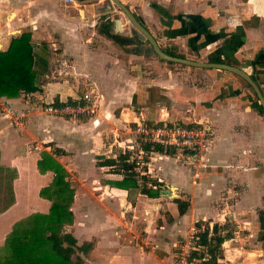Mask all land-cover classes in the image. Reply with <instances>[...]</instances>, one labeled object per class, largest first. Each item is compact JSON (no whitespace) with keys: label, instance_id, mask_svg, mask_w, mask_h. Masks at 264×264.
I'll return each mask as SVG.
<instances>
[{"label":"crops","instance_id":"crops-1","mask_svg":"<svg viewBox=\"0 0 264 264\" xmlns=\"http://www.w3.org/2000/svg\"><path fill=\"white\" fill-rule=\"evenodd\" d=\"M118 1L164 53L237 67L253 77L264 98V0ZM29 3L34 13L27 10L20 19L10 14L11 20L0 24V52L11 39L29 33L40 87L16 98L0 97V167L13 174L8 188L0 186V194L10 196L0 207V224L47 213L50 201L38 193L53 174L40 173L36 162L41 152L57 149L62 154L55 160L66 180L85 182V195L72 198L78 203L75 213L69 208L72 223L63 228L84 248L77 253L82 264H172L195 223L221 226V236L230 234L216 264H264V121L247 85L225 71L159 60L134 30L138 41L117 34L131 27L119 10L121 16L112 18L113 9L97 7L98 14H107L102 26L96 29L94 21L91 28H82L77 21L85 19L84 11L76 0H60L61 9L53 0ZM67 9L77 14L67 20ZM42 12L53 26L43 25L48 19ZM115 19L120 32L114 30ZM79 89L95 96L94 116L72 119L43 111L81 96ZM5 105L22 117L25 130L10 125L1 111ZM162 119L208 128L211 137L202 163L183 166L176 157L150 151V167H143L148 174L131 178L138 185L146 181L174 188L175 196L170 199L165 192L149 199L139 189L116 185L128 173L96 163L127 152L135 124ZM175 199L187 202L184 214H178Z\"/></svg>","mask_w":264,"mask_h":264},{"label":"trees","instance_id":"trees-1","mask_svg":"<svg viewBox=\"0 0 264 264\" xmlns=\"http://www.w3.org/2000/svg\"><path fill=\"white\" fill-rule=\"evenodd\" d=\"M165 54L176 58V56ZM34 58L29 33H22L19 38L10 40L6 51L0 52V97L16 98L22 93L28 94L40 90L33 67ZM210 62L222 64L218 59L210 60ZM80 91L78 90L81 95ZM66 101L70 103L71 99ZM259 110L262 114L260 108ZM145 124L151 125L150 122ZM142 149L146 153L155 151L169 156L173 153L162 151L159 147L150 148L148 145L142 146ZM61 154V151L57 149H52L51 154L40 153V159L36 162L38 171L43 173L47 170L53 174L50 184L38 193L39 197L50 201L49 209L46 214H32L12 226L2 247L0 264H82L77 253L83 252L84 248L77 247L71 235L63 231V228L71 225L73 220L69 210L73 191L66 180L67 175L64 169L55 160V157ZM98 160L101 161L96 163L97 166L119 169L125 174L134 168L127 152H120L115 158L100 157ZM127 175L116 185L124 189H139V193L149 199L158 197L159 183L152 182L150 186L153 188H150L147 183L138 185L131 175ZM173 203L176 205L178 214H184L187 202L175 199ZM195 225L198 224L195 223ZM221 232V226L213 225L210 232L206 230L203 234H199L196 245L200 247V250L192 252L189 260L194 261V264H216L221 252L220 245L230 236L229 233L221 236Z\"/></svg>","mask_w":264,"mask_h":264},{"label":"built area","instance_id":"built-area-1","mask_svg":"<svg viewBox=\"0 0 264 264\" xmlns=\"http://www.w3.org/2000/svg\"><path fill=\"white\" fill-rule=\"evenodd\" d=\"M64 4H72L74 0H63ZM96 98L90 93H84L79 97L71 99L70 103L61 102L59 105H48L43 107V111L53 116H62L68 118L92 117L97 113ZM2 113L9 120L10 125L19 131L25 130L26 126L22 117L16 114L9 107L2 106ZM134 140L127 151L129 160L134 164L131 172L132 177H141L147 175V170H143L146 163H149L150 157L142 149V146L148 145L150 148L159 147L162 151L174 152L176 156L184 158L187 162H203L204 156L208 152L210 142V131L208 128L190 125L179 122H169L162 119L159 122H152L147 125L143 122L136 124L133 129ZM125 148V147H124ZM41 151V147H37ZM146 156V158H145ZM148 157V158H147ZM147 159V160H146ZM212 228L199 224L190 227L187 237L180 242L177 252L173 258L172 264H194L190 261L192 252L200 250L196 245L197 236L203 234L206 230L210 232Z\"/></svg>","mask_w":264,"mask_h":264},{"label":"rangeland","instance_id":"rangeland-1","mask_svg":"<svg viewBox=\"0 0 264 264\" xmlns=\"http://www.w3.org/2000/svg\"><path fill=\"white\" fill-rule=\"evenodd\" d=\"M30 1L31 0H0V24L4 25V23L9 22L11 20V18H12V17L8 18V16L10 14H13V15L16 14L17 19H20L21 16L24 17V16L27 15V10L30 11L31 13H34V11L36 10V9H34L35 5H31L33 3H29ZM53 1H54L55 5H56V9L57 8L61 9L59 7L60 0H53ZM76 2L79 3V5H81V7L80 6H77V7H79L80 10H82V12L84 11L83 14H84V18L85 19L84 20L78 19V21H77V26L82 27V28H91V26L94 24V21H95L96 25L95 26L93 25V27H95L96 29H98L99 26H102V24L104 22L103 18H105L107 16V14L106 15L98 14L100 12V10L97 9V7L106 6V7H109L108 10H112L113 9L115 11V13H113L112 18H117V17L119 18V16H121L119 13H116V12H118V9L113 4H111L110 1L100 2L98 4L95 3V2H91V0H76ZM82 5H84V6L82 7ZM25 6H27V7H25ZM32 9H34V10L32 11ZM48 11H52V9H49ZM90 11H93V13L92 12L90 13ZM42 13L46 16V18L47 17L49 18V15L46 12H42ZM76 14L77 13L73 9H67V11L65 13V19L67 18V20H68L69 16H71V15L75 16ZM108 15H110V14H108ZM62 18H64V17H62ZM123 22H125V21L123 20ZM50 23H51V20L48 19L47 22H43V25H46L47 27L48 26L50 27V26L54 25V24H50ZM65 23H66V20H65ZM125 28H127V27H125ZM129 28H130L129 31L128 30L127 31H123V32L117 33V34L118 35L119 34L120 35H125V36H128L130 34L132 40H137V41L140 40L139 38H141V37H138V35L133 31V29H131V27H129ZM96 32H97V30H95V33ZM141 44H143V43H141ZM80 92L82 93L83 90H81ZM96 107L98 108L97 104H96ZM119 139L120 138L118 137L117 140L120 141ZM107 143H109V142H107ZM107 143H105V144H107ZM33 148H34V145H33ZM104 148L106 149V146H104ZM113 153L115 154L116 151L114 150L112 152V154ZM108 156H111V154H108ZM170 157H173L174 159L176 157V160H177L178 164L183 165V166H186V165L188 166L191 163L190 161L187 162L184 158L176 156V154H174V152L170 155ZM64 165L66 166V165H69V164L65 163ZM12 177H13L12 173H10L8 170H4L3 167H0V186H1L2 189L5 190L6 188H8V184H9L8 181ZM78 180H79V182L77 184V182H75V180L72 177L68 176V180L67 181L69 182L70 188L73 189L72 190L73 191V195L77 194V196L79 197L81 194L85 195V193L82 192V191H84L83 188H84V183L85 182H84L83 179H80V178H78ZM144 183H146V181L140 182V185H143ZM148 185H150V184L147 183V186ZM163 185L164 184H160L158 196H162V195L166 196L167 195L166 193H160V191H167L166 186L164 185L165 187H163ZM148 187L153 188L152 186H148ZM87 193H89V192H87ZM131 195H133V193ZM9 198H10V196H9L8 192H6V194H4V196H3V194H0V207L2 205V202L4 200H6V199H9ZM77 205H78L77 200L76 201L75 200L71 201V203L69 205V208L72 209L73 213H75V209H76L75 207H77ZM25 213H26L25 211L20 212V214L16 218L20 219L21 216H23ZM23 218H25V217H23ZM20 221H21V219L19 221H16L15 223H18ZM14 224H12L11 226L9 224H7V225L0 224V256H2V253H3L2 252V247H3L4 243H5V240L8 237V235H9L11 229H12V226ZM100 253H102V252L99 251L98 253L97 252L94 253L93 259L94 260L99 259ZM220 255H221V252H220Z\"/></svg>","mask_w":264,"mask_h":264},{"label":"water","instance_id":"water-1","mask_svg":"<svg viewBox=\"0 0 264 264\" xmlns=\"http://www.w3.org/2000/svg\"><path fill=\"white\" fill-rule=\"evenodd\" d=\"M109 1L111 2V4H113L125 16L126 20L131 25L132 29L135 32H137L143 38L144 42L147 43V45L149 46V48L152 51V53L159 60L164 61V62L179 64V65L186 66V67H192V68L221 70V71L228 72V73L238 77L239 79H241L252 90L254 98L257 100V103H258L259 107L261 108V112H262L263 119H264V98L262 97V95L260 93V90L258 89L257 85L251 80V78H250V76L248 74H246L245 72H243L241 69H239L237 67L228 66L226 64H213V63L193 62V61H190V60L170 57V56L166 55L158 47V45L156 44L154 39L146 31V29H144L140 25V23L136 20V18L128 10L127 7H125L118 0H109ZM100 9L104 10V11H109V10H107L106 7H102ZM113 26H114V30L115 31H119L120 32V22H119V20L115 19L113 21ZM151 162H152V159L150 158L149 163L146 166L150 167L149 164ZM166 188H167V191H160V192L161 193H165L166 192V193L171 194V190H173L174 195L173 196L170 195V198L171 199L174 198V196H175L174 188H170L169 186H166ZM152 208H153V210H155L157 208V206L153 205ZM154 214H155V211H153V214L150 217L151 218L150 222L153 221Z\"/></svg>","mask_w":264,"mask_h":264},{"label":"flooded vegetation","instance_id":"flooded-vegetation-1","mask_svg":"<svg viewBox=\"0 0 264 264\" xmlns=\"http://www.w3.org/2000/svg\"><path fill=\"white\" fill-rule=\"evenodd\" d=\"M251 78V80L255 83V80L253 79V77H250ZM256 84V83H255ZM248 87V86H247ZM249 88V87H248ZM250 89V88H249ZM250 91L252 92V90L250 89ZM252 94H253V92H252ZM256 102H257V100H256ZM258 107H259V105H258ZM260 108V107H259ZM261 109V108H260ZM263 215H262V217H263V223H264V209H263ZM263 236H264V232H263ZM262 240H263V242H264V238L262 237Z\"/></svg>","mask_w":264,"mask_h":264},{"label":"bare ground","instance_id":"bare-ground-1","mask_svg":"<svg viewBox=\"0 0 264 264\" xmlns=\"http://www.w3.org/2000/svg\"><path fill=\"white\" fill-rule=\"evenodd\" d=\"M172 191V190H171ZM171 195V194H170ZM172 196V195H171Z\"/></svg>","mask_w":264,"mask_h":264}]
</instances>
